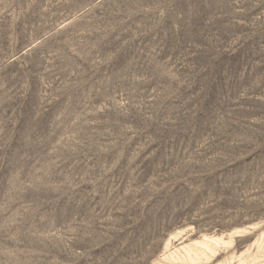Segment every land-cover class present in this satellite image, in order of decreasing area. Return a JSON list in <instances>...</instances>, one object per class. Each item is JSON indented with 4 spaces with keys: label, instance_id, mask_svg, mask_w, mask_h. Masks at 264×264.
I'll return each mask as SVG.
<instances>
[{
    "label": "rangeland",
    "instance_id": "374dc122",
    "mask_svg": "<svg viewBox=\"0 0 264 264\" xmlns=\"http://www.w3.org/2000/svg\"><path fill=\"white\" fill-rule=\"evenodd\" d=\"M0 264H264V0H0Z\"/></svg>",
    "mask_w": 264,
    "mask_h": 264
}]
</instances>
